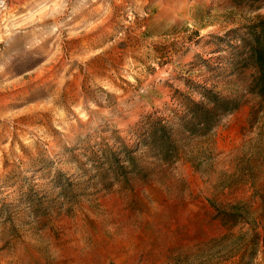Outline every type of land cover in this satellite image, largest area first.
I'll return each mask as SVG.
<instances>
[{
	"label": "rangeland",
	"instance_id": "obj_1",
	"mask_svg": "<svg viewBox=\"0 0 264 264\" xmlns=\"http://www.w3.org/2000/svg\"><path fill=\"white\" fill-rule=\"evenodd\" d=\"M255 37L264 0H0V264H264Z\"/></svg>",
	"mask_w": 264,
	"mask_h": 264
},
{
	"label": "trees",
	"instance_id": "obj_2",
	"mask_svg": "<svg viewBox=\"0 0 264 264\" xmlns=\"http://www.w3.org/2000/svg\"><path fill=\"white\" fill-rule=\"evenodd\" d=\"M251 51V59L255 64V67L258 70V82L260 83V86L263 88L264 91V45H261L258 41V37H255L254 39V45L250 47ZM195 108L197 105L194 106ZM229 111L226 107L223 112ZM201 112V113H200ZM195 111L192 114H194L195 120H200L201 123L205 122L207 124L208 121H210V115L212 114L210 111ZM161 131V130H160ZM162 132V131H161Z\"/></svg>",
	"mask_w": 264,
	"mask_h": 264
}]
</instances>
